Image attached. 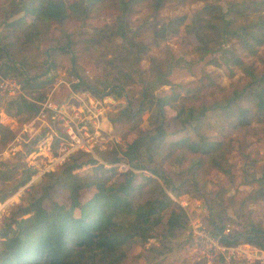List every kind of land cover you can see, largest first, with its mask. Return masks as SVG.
<instances>
[{"label":"rangeland","instance_id":"rangeland-1","mask_svg":"<svg viewBox=\"0 0 264 264\" xmlns=\"http://www.w3.org/2000/svg\"><path fill=\"white\" fill-rule=\"evenodd\" d=\"M47 1L49 0H0V44L5 48L4 51H0V83L2 79H8L19 86L14 96H8L0 89V124L11 133L9 139L0 134V233L4 225L10 223L11 215L18 211L17 208L26 206L33 198L44 193L42 188L49 182L45 178L46 175L56 171L71 156L78 157V152L82 151L99 164L110 168L105 160L124 158L123 153L127 145L139 133L153 131L156 128L159 115L157 105L153 101L143 102L141 105L144 85L139 83L143 77L148 85L155 84L156 70L153 57L161 61L163 71L170 61L174 64L173 68H176L173 86L180 85L177 88L180 95L188 97V100L179 101L177 107L182 104L195 105L202 101L211 104L214 98L224 102L223 99L231 96L235 88L241 89L249 80L238 67L230 69L215 65L211 60L218 58L217 61H220L219 55L205 56L198 48L199 42L195 33L187 26L191 24L194 12L204 5L205 0H171L159 10H155L147 0L131 2L128 7H123V4L129 0H61L67 5L65 18L61 22L42 20L36 13L30 11L31 6L38 8ZM207 1H216L223 12L226 11L228 2L254 1L258 5L257 8L264 12V5H260L264 0ZM177 17L184 18V23L178 25L177 31L173 33V29L166 27V31L162 32L163 26ZM34 24L37 26L33 27ZM176 25L173 24L172 28ZM98 27L103 28V31L96 32L95 28ZM102 34L104 45L90 44L98 40ZM131 39L145 46L143 53H138L132 48ZM224 46L234 50L243 62L253 66L257 72L264 71V46L260 47L255 55L245 53L241 45L234 40L230 45ZM110 61H113V65H109ZM181 67L186 69L191 67V74L184 76L179 70ZM204 74L215 77L223 92L217 87H200L199 79ZM23 75H37L40 80L46 82L48 93L41 102L50 96L62 105L63 115L50 117L47 125H38L32 131L27 130L19 135L18 130L21 129L23 122L38 113L41 103H38L35 115L24 113L18 82L19 79L22 80ZM117 76L119 82H122L120 84L124 86V91L116 88L111 90V85L115 84L113 80ZM73 78L78 82L72 83ZM82 82L92 90L84 87ZM80 84V87L74 89L75 85ZM172 87L158 86L154 94L170 93ZM8 100L13 102L12 113L5 112ZM128 103L130 110L127 108ZM245 103V99L235 102L239 106H244ZM163 112L167 120L166 141L173 142L184 137L196 140L198 136L230 141L231 150L227 154V160L235 176L234 180L231 181L227 174L218 170H208L203 173L204 184L201 186L208 194V198L213 199V215L221 221L224 216L238 221L234 211L246 198L252 186H256L252 182L257 169L247 168L252 160H255L257 165L264 164V122L253 120L248 129L233 131L232 127L228 126L227 117L221 111L208 110L198 121L180 128L176 120H171L176 111L170 106H165ZM67 126H71L73 130L77 127L83 134L94 133V136L101 138L99 145L97 143L94 145L95 148L84 151L75 150L62 160L63 153L60 147L61 143L68 144L64 142ZM245 154H249L250 157H245ZM85 158L82 157L80 160L84 161ZM143 159L147 160V153H144ZM187 163L182 167L174 164L172 166L167 164L164 167L166 170H172L173 167L175 171H180ZM114 165L116 171L121 173L132 170L139 181L146 177H154L147 170L133 167L135 163L129 162L126 158ZM245 171L247 175L244 174ZM29 172L30 178L23 185H19ZM92 172L91 165L73 171L80 176ZM171 189L167 188L166 192L171 193ZM91 192L93 191L81 192L80 199L84 201L90 197ZM48 197L49 199L43 203L49 208L52 201L54 202L53 190L49 192ZM173 199L178 203L180 200L193 199L203 204L200 217L195 218L190 214L187 201L188 224L190 220L200 219L203 227L211 232L207 220L209 214L204 208L205 202L192 197L189 193ZM59 201L65 202L62 197ZM66 204L69 205V199H66ZM241 209L249 211L254 221L264 225V202L251 201ZM28 217L29 215L24 216ZM223 220L226 225L224 231L238 229L236 223ZM114 221L123 226L128 224L120 215L114 217ZM181 238L173 240L170 249L155 262L147 264H166L173 252L176 255L169 264L179 262L181 257L178 256V252L181 250L183 253L185 245L177 243ZM1 242L0 238V246ZM152 243L154 240H150L146 246ZM123 250L126 259L122 264H146L145 261L136 258L142 251L141 243L137 239L126 241ZM182 255L185 256L184 253Z\"/></svg>","mask_w":264,"mask_h":264},{"label":"trees","instance_id":"trees-1","mask_svg":"<svg viewBox=\"0 0 264 264\" xmlns=\"http://www.w3.org/2000/svg\"><path fill=\"white\" fill-rule=\"evenodd\" d=\"M138 1H126L123 7ZM147 1L155 10H159L171 0ZM205 1L204 5L194 12L191 24L187 26L195 33L199 42L198 48L205 56L219 55L220 61H217L218 58L211 60L217 66L241 69L248 76V82L242 85L241 89L235 88L231 96L223 99L224 102L214 98L211 104L202 101L195 105L182 104L177 107L179 101L188 100V97L180 95L177 89L180 85L173 86L176 68H173L174 64L170 61L163 71L161 61L153 57L155 84L148 85L143 77L139 83L144 85L141 105L147 101H153L157 105L159 115L156 128L139 133L127 145L123 153L124 158L105 160L110 168L99 164L81 151L78 152V157L71 156L56 171L48 173L45 178L49 182L42 188L44 193L33 198L26 206L17 208L18 211L11 215L10 223L4 225L0 233V264H122L126 259L123 244L136 239L142 247L136 258L146 264L153 263L170 249L173 240L182 237L181 243L187 242V214L173 199L187 193L207 203L211 211L207 217L209 229L219 235L222 244L249 243L264 250V225L254 221L249 211L241 209L251 201L264 202V164L257 165L255 160L249 164L248 170L257 169L252 182L256 186H252L246 198L234 211L238 221L223 217L238 226V229L223 235L226 229L224 220L220 218L221 221L213 215V199L208 198L201 185L204 184L203 173L208 170H218L227 174L231 181L234 180L235 176L227 160V154L231 150L230 141L206 136H198L196 140L184 137L173 142L166 141L168 131L163 112L165 106H170L176 111L171 120H176L180 128L198 121L208 110L221 111L233 131L248 129L253 120L264 122V71L257 72L253 66L243 62L234 50L224 46L230 45L234 40L241 45L245 53L255 55L258 49L264 46V12L257 8L258 5L254 1L228 2L224 12L216 1ZM30 9L42 20L61 22L65 18L67 5L61 0H49L38 8L31 6ZM182 23V17L169 20V23L163 26L162 32L166 31L167 27L173 29L174 33ZM173 24L177 25L172 28ZM36 26L34 24L33 27ZM102 29L95 28L98 33L102 32ZM102 36L104 35L90 44L104 45ZM132 42V48L138 53L144 52V45L134 40ZM1 50H5L2 44ZM109 65H113V61H110ZM191 69L181 67L179 70L187 76L191 74ZM21 78L18 82L23 111L35 115L38 103L48 93L47 83L37 75H23ZM113 81L115 84L111 85V90L116 88L124 91L118 76ZM199 82L202 88L217 87L223 92V88H219L213 76L204 74ZM81 84L92 90L86 83ZM81 84L75 85L74 89ZM158 86L173 87L170 93L154 94ZM239 99L246 100L244 106L235 104ZM12 104V100L7 101L5 112L12 113ZM127 108L130 110L129 103ZM0 134L5 135L7 139L11 136L3 124H0ZM144 153H147L146 161L143 159ZM82 157H86L84 161L80 160ZM245 157L250 156L245 154ZM125 158L135 163L133 167L147 170L155 178L146 177L139 181L132 170L123 173L116 171L114 164L123 162ZM185 161L188 163L180 171H175L173 167L172 170H166L164 167L167 164L182 167ZM87 165L93 166L92 174L80 176L73 173ZM30 173L19 185H23L30 178ZM246 173L245 171L244 174L247 175ZM167 188H172L171 193L166 192ZM52 190L54 202L52 201L51 208H48L44 206L43 201L49 199L48 194ZM83 191L93 192L83 201L80 199ZM60 197L64 198L65 202L59 201ZM66 199H69L68 206ZM25 215L29 217L24 218ZM118 215L126 219L127 226L114 221V217ZM150 240H154V243L147 247Z\"/></svg>","mask_w":264,"mask_h":264},{"label":"built area","instance_id":"built-area-1","mask_svg":"<svg viewBox=\"0 0 264 264\" xmlns=\"http://www.w3.org/2000/svg\"><path fill=\"white\" fill-rule=\"evenodd\" d=\"M76 82L78 80L73 78L72 83ZM0 89L8 96H14L19 90V86L14 82H10L8 79H2ZM39 106L38 113L23 122L21 129L18 130L19 135L27 130L32 131L38 125H47L50 117L55 118L63 115L62 105L50 96L41 102ZM65 134L66 138L64 142H68V144L61 143L62 160H65L75 150L84 151L95 148L94 145L97 143L99 145V139H101L97 138L98 136H94L92 132L89 135L83 134L82 130L77 127L73 130L71 126H67ZM90 146L92 147L90 148ZM178 204L188 214V208H186L187 201L180 200ZM199 220H190L188 224L187 242L183 247V253L189 262H202L203 264H214L217 262H223L224 264H264V250L249 243H238L235 245L222 244L219 241V235L209 232ZM228 232L229 230L224 231L223 235H227Z\"/></svg>","mask_w":264,"mask_h":264},{"label":"crops","instance_id":"crops-1","mask_svg":"<svg viewBox=\"0 0 264 264\" xmlns=\"http://www.w3.org/2000/svg\"><path fill=\"white\" fill-rule=\"evenodd\" d=\"M187 201H188V205H189V208H190V214L192 215V217H195V218L200 217V213H201V209L203 208V204L201 205V203L199 201H196V200H193V199L192 200L188 199ZM177 243L180 245L181 240L178 241ZM178 253H179L178 256L181 257L180 258L181 260H179V262H175L173 264H181V263H184V262H186L188 264H192L189 261H187L186 258L182 255L183 253H182L181 250ZM175 255H176V253L173 252L169 256V258L167 259L166 264L171 263L173 261L171 259H173V257H175ZM232 264H236V263H232Z\"/></svg>","mask_w":264,"mask_h":264},{"label":"water","instance_id":"water-1","mask_svg":"<svg viewBox=\"0 0 264 264\" xmlns=\"http://www.w3.org/2000/svg\"><path fill=\"white\" fill-rule=\"evenodd\" d=\"M204 208H206V210H207L208 214L210 215V214H211V211H210V209H209V207H208L207 203H205V206H204Z\"/></svg>","mask_w":264,"mask_h":264}]
</instances>
